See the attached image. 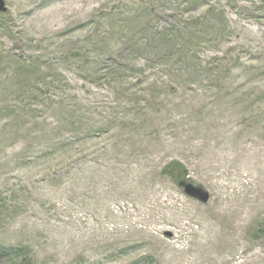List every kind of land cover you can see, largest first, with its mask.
Returning a JSON list of instances; mask_svg holds the SVG:
<instances>
[{
  "label": "rangeland",
  "instance_id": "374dc122",
  "mask_svg": "<svg viewBox=\"0 0 264 264\" xmlns=\"http://www.w3.org/2000/svg\"><path fill=\"white\" fill-rule=\"evenodd\" d=\"M5 1L0 245L264 264V0Z\"/></svg>",
  "mask_w": 264,
  "mask_h": 264
},
{
  "label": "trees",
  "instance_id": "16d2710c",
  "mask_svg": "<svg viewBox=\"0 0 264 264\" xmlns=\"http://www.w3.org/2000/svg\"><path fill=\"white\" fill-rule=\"evenodd\" d=\"M165 173L175 175L178 180L186 174L184 166L176 162L169 164ZM0 264H37V260L27 247L0 245Z\"/></svg>",
  "mask_w": 264,
  "mask_h": 264
},
{
  "label": "water",
  "instance_id": "95a60500",
  "mask_svg": "<svg viewBox=\"0 0 264 264\" xmlns=\"http://www.w3.org/2000/svg\"><path fill=\"white\" fill-rule=\"evenodd\" d=\"M8 10L6 6V2L4 0H0V20H1V14L6 13ZM180 187L183 188L184 193L192 198L196 199L203 204H206L210 200V195L207 191H205L203 188L196 187L193 184L182 182L180 183Z\"/></svg>",
  "mask_w": 264,
  "mask_h": 264
}]
</instances>
